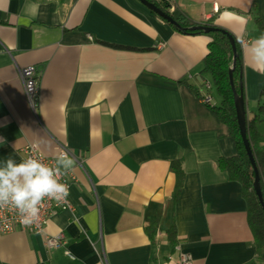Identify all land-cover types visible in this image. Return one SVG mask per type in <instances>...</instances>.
Here are the masks:
<instances>
[{"label":"crops","instance_id":"crops-1","mask_svg":"<svg viewBox=\"0 0 264 264\" xmlns=\"http://www.w3.org/2000/svg\"><path fill=\"white\" fill-rule=\"evenodd\" d=\"M167 1L234 38L246 119L258 117L264 148V74L238 42L260 36L264 0ZM171 25L138 0H0V166L19 163L27 145L49 158L64 147L74 161V210L53 213L39 234L0 231V264H178L180 253L192 264H264L242 185L218 167L235 147L202 72L210 38ZM27 68L39 78L33 105ZM60 234L63 246H45Z\"/></svg>","mask_w":264,"mask_h":264},{"label":"trees","instance_id":"trees-1","mask_svg":"<svg viewBox=\"0 0 264 264\" xmlns=\"http://www.w3.org/2000/svg\"><path fill=\"white\" fill-rule=\"evenodd\" d=\"M147 1L168 14L179 25V29L171 25V27L178 32L189 35H205L210 38V42L208 43V53L203 59L202 72L209 74L214 90L220 98L218 105H210L212 106L211 110L217 119L227 126L229 135L233 139L235 147V155L230 158H220L218 160V167L221 171L227 174L230 180L237 181L242 185L243 197L247 204V221L253 236L255 253L256 256L259 257L264 251V210L262 209L252 187L254 172L240 137L234 108V97L228 74L229 69L232 68V80L235 90L237 92L241 90L243 93L240 78L242 65L239 46L235 43L237 57L234 65H232V50L227 31L208 24H198L190 20L177 8H173L172 11H170L172 5L167 0ZM256 24L260 36L264 35V25L259 19L256 20ZM199 25L214 27L215 30L205 34L204 32L195 29ZM261 96H264V87ZM258 121L259 119L257 116L250 120L246 119V133L259 171V184L264 201V148L258 147L259 141L262 140V136L258 134L255 127ZM170 167L175 175V187L173 192V199L175 201L180 192V186L183 181L181 161H173ZM167 236L170 244H174V224L168 230Z\"/></svg>","mask_w":264,"mask_h":264},{"label":"clouds","instance_id":"clouds-1","mask_svg":"<svg viewBox=\"0 0 264 264\" xmlns=\"http://www.w3.org/2000/svg\"><path fill=\"white\" fill-rule=\"evenodd\" d=\"M238 42L246 48L250 66L264 74V35L248 45H244L239 37ZM0 143H6V140L0 138ZM73 164L67 153L57 155L52 166L34 158L17 163L9 156L0 166V209L11 207L18 212L21 224H33L45 198L61 201L69 195L68 185L60 181Z\"/></svg>","mask_w":264,"mask_h":264},{"label":"built area","instance_id":"built-area-1","mask_svg":"<svg viewBox=\"0 0 264 264\" xmlns=\"http://www.w3.org/2000/svg\"><path fill=\"white\" fill-rule=\"evenodd\" d=\"M21 82L23 84L24 93L29 104L33 105L36 102L39 93V78L35 75L33 68H27L19 72ZM201 88L206 94L201 95V101L205 104H210L209 91L212 89V85L209 81H203ZM67 153L70 156L68 149L61 147L58 153ZM24 159L34 158L38 159L42 163L52 166L54 164V158H49L42 154L36 146L27 145L23 149ZM72 176L70 173H66L61 178V183L71 186ZM58 210L73 211V205L69 200V195L61 200L56 201L54 199L45 198L39 205L38 219L31 225H23L20 223V217L18 212L11 208L6 207L0 209V231L2 233H12L17 230L27 232L29 234H39L42 232L50 216ZM64 244V237L62 234L47 237L45 239V246L47 248H59ZM178 264H192V257L187 253H180Z\"/></svg>","mask_w":264,"mask_h":264},{"label":"water","instance_id":"water-1","mask_svg":"<svg viewBox=\"0 0 264 264\" xmlns=\"http://www.w3.org/2000/svg\"><path fill=\"white\" fill-rule=\"evenodd\" d=\"M138 1L143 6L148 8L150 11L154 12L155 14H157L158 16L166 20L168 23L172 24L173 26L179 29V25L168 14L161 11L155 5L151 4L147 0H138ZM195 29L202 31L205 34H208L215 30L214 27L204 26V25H199ZM228 39H229L231 50H232V65H234L236 57H237L235 40L231 35H228ZM228 74H229V82H230L231 90H232L233 97H234V108H235L236 120H237V124L239 128L240 137L242 139V143H243L246 155L248 157V160L254 172V180L252 183V187H253V190L258 198V201L262 209L264 210V201L261 195V189H260V184H259V180H260L259 171H258L256 161L253 156L252 149H251L249 140L247 138V133H246V112H245V103L243 99V93L241 90H239V92L235 90L233 80H232V68L229 69Z\"/></svg>","mask_w":264,"mask_h":264},{"label":"rangeland","instance_id":"rangeland-1","mask_svg":"<svg viewBox=\"0 0 264 264\" xmlns=\"http://www.w3.org/2000/svg\"><path fill=\"white\" fill-rule=\"evenodd\" d=\"M213 99L217 101V99L219 98L218 95H216L214 92L212 93ZM213 100V101H214Z\"/></svg>","mask_w":264,"mask_h":264}]
</instances>
